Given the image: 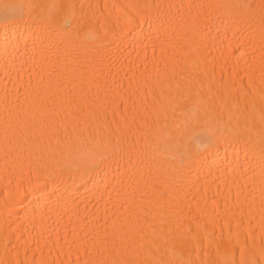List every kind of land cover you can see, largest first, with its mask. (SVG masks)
Masks as SVG:
<instances>
[{
	"label": "bare ground",
	"instance_id": "1",
	"mask_svg": "<svg viewBox=\"0 0 264 264\" xmlns=\"http://www.w3.org/2000/svg\"><path fill=\"white\" fill-rule=\"evenodd\" d=\"M7 2L71 3L75 21L0 20V264L259 259L262 0ZM142 4L153 26L112 41Z\"/></svg>",
	"mask_w": 264,
	"mask_h": 264
},
{
	"label": "snow or ice",
	"instance_id": "2",
	"mask_svg": "<svg viewBox=\"0 0 264 264\" xmlns=\"http://www.w3.org/2000/svg\"><path fill=\"white\" fill-rule=\"evenodd\" d=\"M47 7L48 15L46 17L49 25H56L62 30L72 31L74 29L75 21V5L68 3H52L47 6L36 5L33 3H15V2H3L0 3V20L4 23L5 27L9 24L23 23L27 26H32V23L36 22L34 15L37 8ZM135 11L125 12V30L122 33H114L112 41L121 42L126 36L132 35L135 31L136 25L139 24L141 29L143 25L147 24L149 28L156 22V18L153 17L150 9L153 7L151 4L131 5L129 6ZM236 7L251 8V5H237ZM264 10V0H262L259 6ZM30 21L32 23H30ZM199 128V130H197ZM191 136L190 139L194 142H206V146L211 148L216 141V131L210 127H200L197 122L190 123ZM260 135L262 142H264V115L261 117V129ZM104 162V157H100L98 160L93 161L94 164H100ZM186 264H192L191 261ZM226 264H236L234 260L226 262ZM240 264H264V248L261 249L260 258L253 257L251 260H241Z\"/></svg>",
	"mask_w": 264,
	"mask_h": 264
}]
</instances>
